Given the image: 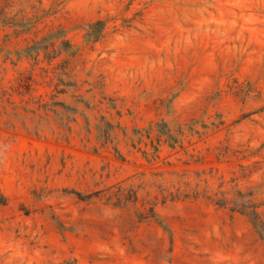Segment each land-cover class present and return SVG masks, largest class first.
<instances>
[{"label":"rangeland","instance_id":"1","mask_svg":"<svg viewBox=\"0 0 264 264\" xmlns=\"http://www.w3.org/2000/svg\"><path fill=\"white\" fill-rule=\"evenodd\" d=\"M0 264H264V0H0Z\"/></svg>","mask_w":264,"mask_h":264},{"label":"trees","instance_id":"2","mask_svg":"<svg viewBox=\"0 0 264 264\" xmlns=\"http://www.w3.org/2000/svg\"><path fill=\"white\" fill-rule=\"evenodd\" d=\"M0 204H5V201H0Z\"/></svg>","mask_w":264,"mask_h":264}]
</instances>
